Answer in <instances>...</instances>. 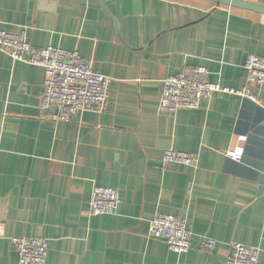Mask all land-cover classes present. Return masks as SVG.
Returning <instances> with one entry per match:
<instances>
[{
  "label": "crops",
  "instance_id": "0c3cea01",
  "mask_svg": "<svg viewBox=\"0 0 264 264\" xmlns=\"http://www.w3.org/2000/svg\"><path fill=\"white\" fill-rule=\"evenodd\" d=\"M0 28L111 77L103 109L55 123L40 108L43 68L0 50V264H19L13 236L45 238L46 264H225L232 242L264 261V82L259 104L215 93L158 109L163 79L185 65L240 88L247 55L264 58V14L210 0H0ZM169 148L196 164L164 168ZM94 185L118 190L115 213L87 214ZM159 212L185 216L188 252L148 236Z\"/></svg>",
  "mask_w": 264,
  "mask_h": 264
},
{
  "label": "built area",
  "instance_id": "2783aa9c",
  "mask_svg": "<svg viewBox=\"0 0 264 264\" xmlns=\"http://www.w3.org/2000/svg\"><path fill=\"white\" fill-rule=\"evenodd\" d=\"M0 50L14 61L40 66L44 70L43 93L40 108L51 110V121L67 122L77 113L103 109L110 97L111 77L95 71L90 61L80 57L77 51L53 46L36 47L27 38L25 30L19 32L0 28ZM245 81L240 88L225 87L209 80V71L202 66L185 65L183 69L163 79V89L158 100L162 113L173 114L179 109H196L215 93H226L261 103L256 89L264 82V58L249 54L244 63ZM1 150V149H0ZM162 166L195 165L193 153L174 149L164 150ZM120 203L117 189L94 185L87 214L115 213ZM185 216L157 213L150 221L148 236L163 239L176 253L188 252L192 234ZM11 243L19 255V264H46L48 241L42 237L13 236ZM216 241L201 237L199 248L212 252ZM225 264H264L259 259V248L232 242Z\"/></svg>",
  "mask_w": 264,
  "mask_h": 264
},
{
  "label": "water",
  "instance_id": "95a60500",
  "mask_svg": "<svg viewBox=\"0 0 264 264\" xmlns=\"http://www.w3.org/2000/svg\"><path fill=\"white\" fill-rule=\"evenodd\" d=\"M210 1L216 3L217 5L219 4L229 5L232 7H237V8L264 14V5H260L256 3H251L243 0H210Z\"/></svg>",
  "mask_w": 264,
  "mask_h": 264
}]
</instances>
